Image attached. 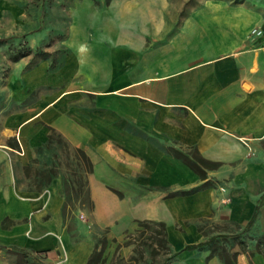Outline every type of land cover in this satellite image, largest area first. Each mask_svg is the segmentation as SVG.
Returning a JSON list of instances; mask_svg holds the SVG:
<instances>
[{
    "label": "crops",
    "instance_id": "1",
    "mask_svg": "<svg viewBox=\"0 0 264 264\" xmlns=\"http://www.w3.org/2000/svg\"><path fill=\"white\" fill-rule=\"evenodd\" d=\"M110 2L126 35L66 42L0 108V264H87L97 237L83 227L119 241L141 222L163 228V264H264L263 14L205 0L168 34V0ZM54 133L90 161L75 234ZM190 153L212 165L201 174Z\"/></svg>",
    "mask_w": 264,
    "mask_h": 264
},
{
    "label": "rangeland",
    "instance_id": "2",
    "mask_svg": "<svg viewBox=\"0 0 264 264\" xmlns=\"http://www.w3.org/2000/svg\"><path fill=\"white\" fill-rule=\"evenodd\" d=\"M203 1L168 0L167 33L176 29L185 14ZM226 1L252 6L264 16V0ZM110 4V0H0V108L9 101L10 85L20 73L47 56L55 55L60 59L66 42L76 43L84 33L91 36L92 43L96 39L108 43L112 37L107 29H119V26L122 29L119 33L126 35L123 32L125 19L117 21ZM52 137L54 142H59L52 170L63 175L65 215L69 228L75 234L76 215L77 218L81 212L87 215L91 209L85 177L89 165L82 151L67 147L56 133ZM190 155L188 158H193V165L201 174L204 173L202 168L212 165L195 153ZM79 218L82 219L80 215ZM84 220L89 222V216ZM89 230L97 238L88 264H162L171 255L161 226L141 222L134 230L122 235L123 239L119 241L112 240L107 228L91 224L82 228V232ZM228 241H213L212 250L231 262V244ZM261 241L264 249V235Z\"/></svg>",
    "mask_w": 264,
    "mask_h": 264
},
{
    "label": "built area",
    "instance_id": "3",
    "mask_svg": "<svg viewBox=\"0 0 264 264\" xmlns=\"http://www.w3.org/2000/svg\"><path fill=\"white\" fill-rule=\"evenodd\" d=\"M252 33H256V34H258V33H260V29H258V28H253V29H252ZM52 264H64V263H63V258H58V259L55 260Z\"/></svg>",
    "mask_w": 264,
    "mask_h": 264
},
{
    "label": "trees",
    "instance_id": "4",
    "mask_svg": "<svg viewBox=\"0 0 264 264\" xmlns=\"http://www.w3.org/2000/svg\"><path fill=\"white\" fill-rule=\"evenodd\" d=\"M84 154V153H83ZM86 161L88 162V165H89V169H90V161H89V159L87 158V156H86ZM89 171V170H88ZM91 206H92V203H91ZM249 225H247L245 228H247ZM173 254H171L170 256H169V258L172 256ZM169 258H167V260L166 261H168V259ZM90 260V259H89ZM166 261H164L163 263H165ZM89 262V261H88ZM162 263V264H163ZM88 264V263H87Z\"/></svg>",
    "mask_w": 264,
    "mask_h": 264
}]
</instances>
